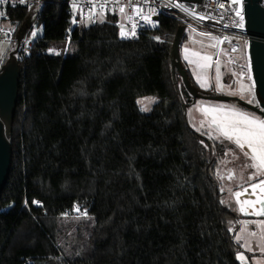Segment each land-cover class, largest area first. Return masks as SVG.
I'll use <instances>...</instances> for the list:
<instances>
[{
    "label": "trees",
    "instance_id": "16d2710c",
    "mask_svg": "<svg viewBox=\"0 0 264 264\" xmlns=\"http://www.w3.org/2000/svg\"><path fill=\"white\" fill-rule=\"evenodd\" d=\"M69 17L66 3L45 0L21 62L0 264H241L216 177L234 146L186 118L181 95L187 106L193 97L183 83L179 94L170 57L181 22L160 16L131 41L111 18L73 29ZM66 39L70 53L49 52ZM146 96L157 99L149 112L138 103ZM76 207L88 215L65 216Z\"/></svg>",
    "mask_w": 264,
    "mask_h": 264
},
{
    "label": "built area",
    "instance_id": "2783aa9c",
    "mask_svg": "<svg viewBox=\"0 0 264 264\" xmlns=\"http://www.w3.org/2000/svg\"><path fill=\"white\" fill-rule=\"evenodd\" d=\"M61 1L69 8V23L73 29L93 27L111 18L124 38L139 41L145 33L156 29L159 17L165 15L178 19L187 29L214 35L221 46L218 56L223 49H227L231 55L244 54L245 61L251 63L245 12L233 0ZM44 8L45 0H0V13H4L0 16V39L7 44L5 53L0 56V69L11 57L21 65L31 56L33 40L37 36L31 33L42 20ZM21 9L25 10V17L19 18L12 14ZM88 213L87 209L76 207L67 211L65 216L80 219Z\"/></svg>",
    "mask_w": 264,
    "mask_h": 264
},
{
    "label": "rangeland",
    "instance_id": "374dc122",
    "mask_svg": "<svg viewBox=\"0 0 264 264\" xmlns=\"http://www.w3.org/2000/svg\"><path fill=\"white\" fill-rule=\"evenodd\" d=\"M233 2L238 3L241 9L243 8V0H233ZM123 28L122 26V29ZM42 29L43 23L42 20H40L39 25L32 30L31 35L40 34ZM184 34L185 40L180 46V56L184 67L186 69H190V67H193V69L197 68L198 71H203L205 80L206 78L209 79L210 89L199 85L201 91L219 95L238 96L248 102L251 101L253 104H258L260 102L253 81L251 63L245 61L244 54L231 55L227 49H223L218 56L217 52L221 46L214 35L190 28L186 29ZM157 38L160 39L159 36ZM6 49L7 44L0 39V56L5 53ZM71 51L72 46L70 45L69 39L54 41L49 49V52L63 56ZM216 57L218 58L214 59ZM182 83L181 77L178 76L176 82L178 89L181 88ZM181 98L185 103L182 95ZM156 102L157 99L154 96H146L138 99L139 106L145 112H149ZM225 103L226 105L240 107V104L236 101ZM210 104L224 106L223 102H209L199 99L197 103L187 106V120L195 131L201 133L207 139L225 142L227 145L232 144L234 147L227 149L224 158L219 159L218 163L221 164L224 159H227L223 164L227 169L235 168V170H239L248 162V159L244 158V153L236 144L222 137L211 125L204 110V105ZM227 155H229V157H227ZM77 223L78 220H75L73 227H71V230L68 232L69 236L67 238L69 241L72 239L71 233H73L75 224ZM61 245L64 247L63 241Z\"/></svg>",
    "mask_w": 264,
    "mask_h": 264
},
{
    "label": "water",
    "instance_id": "95a60500",
    "mask_svg": "<svg viewBox=\"0 0 264 264\" xmlns=\"http://www.w3.org/2000/svg\"><path fill=\"white\" fill-rule=\"evenodd\" d=\"M198 2L201 0H184ZM243 10L246 17V32L250 39V61L254 83L256 86L258 104L250 103L238 96L219 95L201 91L190 81L187 69L182 63L180 46L185 37L186 27L181 25L170 50L172 74L175 83L177 74L188 92L192 95V104L198 99L214 102L236 101L240 107L260 115L264 119V6L263 0H243ZM0 197L7 184L12 164L11 131L17 108L19 94L21 65L17 59L11 57L0 69ZM181 95L180 89H178ZM186 114L187 105L183 103ZM187 118V117H186Z\"/></svg>",
    "mask_w": 264,
    "mask_h": 264
},
{
    "label": "crops",
    "instance_id": "0c3cea01",
    "mask_svg": "<svg viewBox=\"0 0 264 264\" xmlns=\"http://www.w3.org/2000/svg\"><path fill=\"white\" fill-rule=\"evenodd\" d=\"M189 70L198 86L210 89L209 79L205 80L203 71H198L193 67H190ZM204 110L209 122L220 134L218 126L239 119L241 113L264 120L252 111L226 105V103L224 106L204 105ZM221 136L224 137L222 134ZM242 152H251V149L246 146ZM243 156L248 159V162L239 170L227 169L223 165L227 159H224L221 164L218 163L216 177L219 182L222 203L236 216L235 221L231 222V226L236 240L241 245L237 258L241 264H264V185L259 183L264 180V169L248 167L252 161L248 156L244 154ZM252 174H255V178L249 180V176ZM253 185L256 186L253 187ZM237 193H239L238 196Z\"/></svg>",
    "mask_w": 264,
    "mask_h": 264
},
{
    "label": "snow or ice",
    "instance_id": "6c2138e0",
    "mask_svg": "<svg viewBox=\"0 0 264 264\" xmlns=\"http://www.w3.org/2000/svg\"><path fill=\"white\" fill-rule=\"evenodd\" d=\"M2 15L4 13H0V16ZM249 102L251 103V101ZM218 130L226 139L233 141L242 151L246 146L251 149V152H244V155L248 156L252 161L248 167L264 169V120L241 113L239 114V119L228 121L222 126H218ZM254 178L255 174L249 176V180ZM259 183L264 185V180ZM255 186L253 185V187ZM236 195L238 196L239 193Z\"/></svg>",
    "mask_w": 264,
    "mask_h": 264
},
{
    "label": "bare ground",
    "instance_id": "6f19581e",
    "mask_svg": "<svg viewBox=\"0 0 264 264\" xmlns=\"http://www.w3.org/2000/svg\"><path fill=\"white\" fill-rule=\"evenodd\" d=\"M187 29V28H186Z\"/></svg>",
    "mask_w": 264,
    "mask_h": 264
},
{
    "label": "flooded vegetation",
    "instance_id": "af4514ba",
    "mask_svg": "<svg viewBox=\"0 0 264 264\" xmlns=\"http://www.w3.org/2000/svg\"><path fill=\"white\" fill-rule=\"evenodd\" d=\"M257 104V103H256Z\"/></svg>",
    "mask_w": 264,
    "mask_h": 264
}]
</instances>
